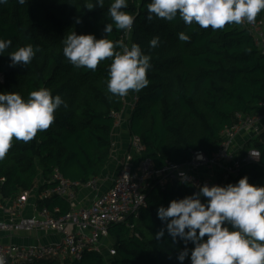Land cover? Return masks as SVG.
<instances>
[{
	"label": "trees",
	"instance_id": "1",
	"mask_svg": "<svg viewBox=\"0 0 264 264\" xmlns=\"http://www.w3.org/2000/svg\"><path fill=\"white\" fill-rule=\"evenodd\" d=\"M87 0H8L0 5V38L12 45L0 55V92H16L27 100L32 91L44 87L61 95L67 104L56 110L49 129L25 143L13 137L12 147L0 160V200L33 190L39 175L47 181L39 191L50 188L58 169L66 179L83 184L100 178L107 169L113 147L114 114L125 108V97L107 89L112 58L101 61L95 70L76 68L63 53L66 34H94L104 38L107 15L114 0H103V8L85 7ZM96 3V0H91ZM150 0H127L121 9L135 17L132 28L113 32L108 39L139 45L151 57L149 84L136 92L137 100L129 118V132L141 138L144 150L139 159H151L157 169L167 162L185 163L194 152L212 156L221 143V132L236 121L239 113L258 115L264 102V52L242 24L222 29L201 28L179 17L172 21L153 15L148 19ZM264 16L258 14L256 20ZM77 20L80 22L77 23ZM180 32L189 36L179 39ZM159 36L155 48L150 40ZM31 44L36 51L29 65L11 66L9 53ZM117 51L120 49L117 48ZM260 159L244 164L238 175L230 176L224 186L249 182L264 186V139L249 143ZM221 178V176H220ZM182 181L155 186L147 204L127 224L109 228V245L116 254L86 252L81 261L61 263L54 260L31 264H181L177 257L183 241H174L157 216L161 206L197 192ZM207 198H202L206 202ZM41 208L60 214L71 211L70 203L59 196L39 202ZM165 228L163 237L157 233ZM207 239V237H205ZM187 248L194 245L189 242ZM108 258V261H106ZM183 264H191L189 257Z\"/></svg>",
	"mask_w": 264,
	"mask_h": 264
},
{
	"label": "clouds",
	"instance_id": "2",
	"mask_svg": "<svg viewBox=\"0 0 264 264\" xmlns=\"http://www.w3.org/2000/svg\"><path fill=\"white\" fill-rule=\"evenodd\" d=\"M6 3L8 0H0V5ZM18 3L23 5L27 0ZM97 6L103 8V0H87L85 4L88 10ZM127 7V0H114L111 4L107 15L112 22L106 24L104 38L70 32L63 40L64 56L76 68L95 70L101 61L112 58L107 89L119 97L148 86L151 68V57L139 45L133 43L129 47L123 41L107 38L113 32V24L118 30L132 28L135 17L121 10ZM147 9L149 20L155 15L172 21L179 15L187 25L195 22L203 29L217 30L229 24L254 23L264 11V0H150ZM178 37L182 41L190 39L183 32ZM159 41V36L152 38L150 47H157ZM11 45L10 39L0 38V55ZM38 50L28 44L9 53L11 66L29 65ZM62 105L67 107L61 95L53 96L44 87L32 91L27 100L16 92H0V160L12 147L13 137L27 143L38 132L49 129ZM197 158L203 159V154ZM202 198H207L206 202ZM157 216L174 241L185 243L177 257L181 264L189 252L191 264H264V186L251 184L247 176L225 186L204 184L192 195L159 207ZM164 234L162 228L157 238ZM189 242L194 245L191 250L187 248ZM0 264H7L3 255Z\"/></svg>",
	"mask_w": 264,
	"mask_h": 264
},
{
	"label": "built area",
	"instance_id": "3",
	"mask_svg": "<svg viewBox=\"0 0 264 264\" xmlns=\"http://www.w3.org/2000/svg\"><path fill=\"white\" fill-rule=\"evenodd\" d=\"M242 26L250 31L256 45L264 52V16ZM136 100L135 92L130 103L131 112ZM259 106L263 109L261 114H237L236 121L221 132L219 149L210 157L203 152H194L191 160L185 163L167 162L157 169L151 159L138 160L145 147L140 137L129 132V150L123 157L120 171L111 187L103 192L98 193L100 178L83 184L66 179L56 169L51 176L52 187L41 191H23L5 202L0 200V236L12 237L17 233L32 232H51L60 236L58 242L50 244L0 242V255L5 256L7 264H31L44 260L61 263L81 261L88 251L103 255L106 251L108 257L114 256L115 249L104 244L109 240V228L118 224L130 226V217L134 215L137 218L138 211L147 204L149 191L155 186L164 187L176 181L187 182L198 190L204 184L224 186L230 176L238 175L244 164L260 159L257 148H248L249 143L264 139V102ZM124 112L125 108L121 113L114 114L115 127L120 125ZM240 136H245L244 140L236 145ZM199 154H203V159L197 158ZM82 190L94 192V197L88 199L86 205L78 201ZM33 193L36 199L32 204ZM53 196L67 200L71 211L61 215L60 208L52 211L39 206V202ZM31 207L34 213L27 215L26 210Z\"/></svg>",
	"mask_w": 264,
	"mask_h": 264
},
{
	"label": "crops",
	"instance_id": "4",
	"mask_svg": "<svg viewBox=\"0 0 264 264\" xmlns=\"http://www.w3.org/2000/svg\"><path fill=\"white\" fill-rule=\"evenodd\" d=\"M135 91L126 97V106L125 112L122 116V121L118 127H115L112 133V140H113V147H112V154L107 166V169L104 172V175L101 177V181L99 182V189L98 193L103 192L107 188L111 187L113 180L118 175L123 157L125 153L129 150V118L131 114V107L130 103L132 102V96ZM127 98V99H126ZM245 136H240L237 141L236 145L240 144L244 140ZM47 181H45L42 175H39L36 185L34 187V191L40 189ZM31 203L35 202V194H31ZM94 197V192L88 190H82L78 194V201L80 204H87L91 199ZM27 215H32L34 213V209L31 207L26 210ZM60 240V236L58 234H54L51 232L41 233V232H32V233H17L14 234L12 237H8L5 235L0 236V242L6 243H15V244H25V245H37V244H50L54 242H58ZM104 244L109 245V240L105 241Z\"/></svg>",
	"mask_w": 264,
	"mask_h": 264
},
{
	"label": "rangeland",
	"instance_id": "5",
	"mask_svg": "<svg viewBox=\"0 0 264 264\" xmlns=\"http://www.w3.org/2000/svg\"><path fill=\"white\" fill-rule=\"evenodd\" d=\"M133 92H134V91L130 90V91H129V95H131ZM135 92H136V91H135ZM126 97H127V95H126ZM128 97H130V96H128ZM128 97H127V98H128ZM127 98H126V99H127ZM103 253H106V251H103ZM106 261H108V258H107Z\"/></svg>",
	"mask_w": 264,
	"mask_h": 264
}]
</instances>
